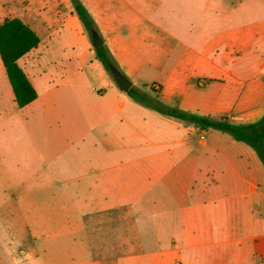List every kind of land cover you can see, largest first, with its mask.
I'll return each mask as SVG.
<instances>
[{
  "label": "crops",
  "instance_id": "0c3cea01",
  "mask_svg": "<svg viewBox=\"0 0 264 264\" xmlns=\"http://www.w3.org/2000/svg\"><path fill=\"white\" fill-rule=\"evenodd\" d=\"M57 1L65 10L57 3L49 15L48 0H29L37 15L18 17L37 35L36 21L46 26L17 60L35 89L31 102L15 104L0 60V100L19 108L28 142L20 167L34 181L1 189L0 210L31 231L27 264H264L255 152L130 99L95 58L73 7ZM81 2L117 69L132 86L155 84L164 106L238 123L263 114L264 0H225L209 37L191 42L166 30L163 12L150 20V0H114L99 10L108 23ZM165 34L176 44L164 45ZM54 49L60 57L47 60Z\"/></svg>",
  "mask_w": 264,
  "mask_h": 264
},
{
  "label": "rangeland",
  "instance_id": "374dc122",
  "mask_svg": "<svg viewBox=\"0 0 264 264\" xmlns=\"http://www.w3.org/2000/svg\"><path fill=\"white\" fill-rule=\"evenodd\" d=\"M91 6L96 13L97 19L102 23L112 21L105 13L99 12L105 6L113 7L114 0H89ZM150 20L154 23L158 21L157 16L163 12L166 22V30L171 35L178 36L183 41L191 42L200 36L209 37L211 28L210 22L213 20L214 10L218 7H224L225 0H169L165 1L162 6L161 0H150ZM57 0H48L47 11L53 14ZM67 3L72 7L71 2ZM66 2L58 3L59 10H65ZM34 4H30L29 0H0V22L9 17L28 16L35 17ZM48 15V16H49ZM73 15L74 12H73ZM168 24V26H167ZM35 25L38 35L45 37V24L37 20ZM155 27L151 29V37L158 33ZM164 45H175L176 41L171 37L167 38L165 34ZM92 47V45H91ZM47 54V60L58 59L61 55L57 49ZM88 72L89 79L92 84H97V73L90 67L84 68ZM156 88V86H154ZM144 89L147 90V87ZM19 108L11 99L0 100V190L6 192L15 191L21 184L30 187L34 185V181L24 178V175H30L33 171L20 167V151L28 145L24 135L19 133L17 123L20 120ZM189 125L191 123H188ZM23 164V163H22ZM63 183L64 180H58ZM9 213L0 210V264H27L24 254L36 246L31 241V231L15 224L8 219ZM10 225H7V222ZM8 222V224H9Z\"/></svg>",
  "mask_w": 264,
  "mask_h": 264
},
{
  "label": "trees",
  "instance_id": "16d2710c",
  "mask_svg": "<svg viewBox=\"0 0 264 264\" xmlns=\"http://www.w3.org/2000/svg\"><path fill=\"white\" fill-rule=\"evenodd\" d=\"M69 1L90 38V29L94 28L97 30L94 19L81 0ZM38 42L39 37L36 32L20 18L9 17L0 22V60L11 85L14 102L18 107L31 102L36 97V92L18 65L17 60L36 47ZM93 50L95 58L100 62L109 78L116 84L110 73L109 64H113L116 68L117 65L105 43L103 42ZM154 86L155 84L150 85L147 90L131 86L126 91V94L133 101L159 114L171 116L187 123H197L200 130L219 131L227 134L235 141L246 144L255 152L264 167V112L254 121L241 123L231 121L226 115L212 118L206 115L190 113L175 107L164 106L159 100L158 91Z\"/></svg>",
  "mask_w": 264,
  "mask_h": 264
},
{
  "label": "water",
  "instance_id": "95a60500",
  "mask_svg": "<svg viewBox=\"0 0 264 264\" xmlns=\"http://www.w3.org/2000/svg\"><path fill=\"white\" fill-rule=\"evenodd\" d=\"M90 39L92 47L94 49L99 47L103 43L101 37L94 28L90 29ZM109 68L110 73L114 78L116 84L122 89V91L126 92L132 86L131 81L123 73H121L113 64H109ZM193 125L195 127H198L197 123H193Z\"/></svg>",
  "mask_w": 264,
  "mask_h": 264
}]
</instances>
